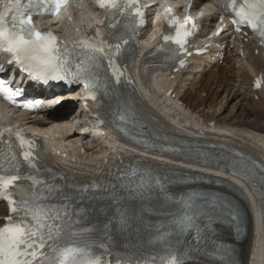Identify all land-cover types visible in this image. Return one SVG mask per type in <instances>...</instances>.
<instances>
[{
    "label": "snow or ice",
    "instance_id": "obj_1",
    "mask_svg": "<svg viewBox=\"0 0 264 264\" xmlns=\"http://www.w3.org/2000/svg\"><path fill=\"white\" fill-rule=\"evenodd\" d=\"M97 2L105 10L119 8L121 14L126 13L133 20L139 17L141 24L145 22L139 0ZM65 3L67 0H6V3L0 5V50L10 54L8 64L15 63L33 79L45 83L49 80L82 83L94 100V89L99 87L97 69L100 67L95 54L104 53L106 47H113L100 38L101 30H96L95 37L63 45L53 33L38 30L32 19L34 15L55 13ZM229 7L234 13V24L247 25L264 38V0H230ZM170 13L171 9L165 10L166 19ZM109 15L111 17V11ZM173 23L179 25L175 35H165L163 39L165 42H173L183 50L188 32L181 29L188 20L179 21L173 17ZM114 26L110 20L109 27ZM78 49L81 51L78 52ZM180 63L183 64V61ZM109 66L114 67V61L109 60ZM259 86L257 82V87ZM21 91L0 79V93L10 102L16 103L14 98ZM39 103L40 101H27L22 106L31 109ZM8 134L12 135L10 129ZM15 136L22 149L27 145V149L22 152L23 159L30 168H35L33 142L26 141L20 133H15ZM0 144L6 147V150L0 148V199L8 204V215L4 225L0 227V264H112L106 258L110 255L107 246L104 243L97 244L92 239L94 230L87 227L73 228L68 205L52 203L60 190L55 185L36 179L35 176L23 175L10 141H3L0 135ZM234 175H242L244 179L251 180L255 173L249 169L243 173L234 172ZM259 179L264 182V170L261 171ZM26 180L31 181V184L24 186L20 183ZM151 188V184L141 181L135 187H130L129 192L144 196L146 192L150 193ZM64 200H68V197L64 196ZM173 204L178 207V214L172 215L167 231L157 230L156 239L163 245L159 264H182L183 256L193 249L183 247L179 241L174 245L172 238L190 231L195 232V250H201L199 245L202 241H207V233L218 208L215 204L208 205L194 197L175 200ZM226 207L219 206L221 210ZM232 219L235 220L236 216L232 215ZM119 264H157V257L153 255L150 258L128 260Z\"/></svg>",
    "mask_w": 264,
    "mask_h": 264
},
{
    "label": "bare ground",
    "instance_id": "obj_2",
    "mask_svg": "<svg viewBox=\"0 0 264 264\" xmlns=\"http://www.w3.org/2000/svg\"><path fill=\"white\" fill-rule=\"evenodd\" d=\"M201 1V0H199ZM246 59L238 61L237 54H231L235 61H230V57L225 60L222 66H216L211 70H206L202 73H188L184 77L178 76V79L168 89L174 88L173 93L178 97L181 103V112H176L173 107H168L162 100H159L153 93L152 88H162L163 82L154 78L152 85H146L144 93L146 97L152 99V108H143L149 115L148 120L152 126L164 129L165 132L171 135L179 130L168 126V124L160 116L165 114L171 121L184 118L186 125L198 127L202 131L215 132L213 128H208L209 124H214V128L232 129L231 138L223 137L226 141V148L229 151H239L245 155L251 153L253 156L264 161V96L251 91V83L253 77L257 76L263 70V62L259 54L254 55V46L244 45ZM237 60V61H236ZM238 63H240L238 65ZM226 89V92H232L233 95L229 101L234 102L232 111L228 115H223L222 111H217L218 97L217 93ZM257 96V100L255 97ZM221 100V99H219ZM74 110L71 104H66L61 114L68 113ZM175 117H174V116ZM68 125V128H59L63 132L65 141L68 143L78 142L79 146L74 157H80L81 148L84 149L83 158L90 161L91 153L99 151L98 145L91 143V139L82 136L78 131L73 132V124ZM184 124H181V128ZM210 134H206L209 136ZM86 144H90L89 148ZM107 157L111 158L114 152L122 158L127 153L122 148L113 145L111 149H106ZM81 158V157H80ZM148 163V160H144ZM164 169L178 172L173 167H164ZM183 172L182 170H180ZM85 170L76 169L73 177H82ZM58 179L60 177H57ZM65 178H69L68 176ZM232 191L237 194V201L245 217L246 234L242 240H235L231 234L224 230H219L221 236L228 243L237 248V256L239 264H264L258 252L260 239L264 240V228L255 224V211H260L251 199L248 201L234 186L226 184ZM250 205V206H249ZM2 215H5L3 212ZM202 264V263H194Z\"/></svg>",
    "mask_w": 264,
    "mask_h": 264
},
{
    "label": "rangeland",
    "instance_id": "obj_3",
    "mask_svg": "<svg viewBox=\"0 0 264 264\" xmlns=\"http://www.w3.org/2000/svg\"><path fill=\"white\" fill-rule=\"evenodd\" d=\"M232 95H233V93L229 92V91L226 92V89L221 90L217 93V97H218L217 103L219 105L216 108V110L218 112L222 111L223 115H228L232 111L234 102L229 101V99L232 97ZM219 99H221V100H219Z\"/></svg>",
    "mask_w": 264,
    "mask_h": 264
}]
</instances>
